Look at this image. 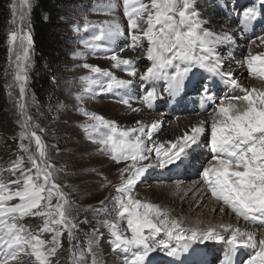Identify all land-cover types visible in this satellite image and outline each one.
<instances>
[{
    "label": "snow or ice",
    "instance_id": "6c2138e0",
    "mask_svg": "<svg viewBox=\"0 0 264 264\" xmlns=\"http://www.w3.org/2000/svg\"><path fill=\"white\" fill-rule=\"evenodd\" d=\"M121 3L126 26L117 20L95 24L87 17L82 29L79 23L72 26L77 34L82 30L89 32L86 37L78 35L77 41L89 50L88 53L74 52L73 59H84L91 53L110 60L112 68L133 78H118L109 70L83 63L81 66L92 75L79 78L84 86L82 92L75 96L76 112L86 118L84 123L77 125L85 134V139L98 145L97 151L113 163L125 164L118 169L121 182L115 191L120 195L114 201V208L118 221H126V230L118 222L104 223L110 232L112 251L122 254L124 264H156L151 259L153 253H163L178 260L193 243L225 239L213 227L206 230L186 229L181 221L170 218L166 210L153 203L142 202L132 194L150 168L165 169L173 165L195 167L196 150L203 143L202 137L207 134L205 121L191 126L175 140L156 142L154 137L162 126L159 120L150 124L136 120L135 127L121 129L118 122L84 108L85 97L111 93L118 97V103L127 106L131 112H139V108L132 107L130 97L125 98L137 77L145 84L163 80V91L169 97H178L191 90L201 95L203 102L210 104L217 98L208 94L211 84L206 77H198L195 69L204 70L225 85L242 88L243 95L226 96L209 114L212 122L205 146L210 147L213 153L212 161L207 167L201 164L202 171L198 170L201 180L194 188H189L181 199L187 200L191 195L195 202L203 192H208L223 205L213 208V212L228 208L237 217L245 221H259L264 226V90L243 87L230 66L225 71L219 48L235 43V30L222 33L210 30L207 24L211 21H203L197 10L199 6L193 0H150V4L142 0H121ZM237 3L238 0H225L223 7L232 5L231 10L237 13L241 31H248L254 22L264 23V0H257L253 6L244 8H237ZM30 7V0H20L19 9L16 0H12L10 23L14 27L7 35V43L10 63L14 65V82L19 87V139L21 142L34 141L36 154L30 151L28 145L20 143L19 148L26 155L30 167L25 166L24 156H17L9 168L15 179L5 180L0 176V264H29V261H33V264H58L56 258L63 248L62 238L65 234L71 264H87V255L92 256L91 264H103L93 252L94 245L99 246L95 241L89 240L87 249L80 250L74 231L78 225L71 216L72 202L63 191L67 185L62 186L57 182V174L65 171V168H57L51 161L47 145L35 130L38 128L43 133L46 129L35 123L30 124L32 117L26 114L23 101L34 41L31 31H24L26 13L23 9ZM113 10L111 0H103L91 9L97 14H112ZM122 37H130L131 43L120 47ZM144 41L147 42L146 46ZM252 45L264 47V34L255 35L250 40L249 48ZM128 48L140 50L137 59L140 55L146 57L150 62L145 66L146 70L140 71L135 60L119 54ZM240 65L247 67L249 75L264 80V51L255 54L249 51ZM8 94L12 95L11 92ZM158 96L153 86L142 96L143 103L151 109ZM237 100L243 102L245 107H238L233 102ZM64 107L62 103L57 105V109ZM143 161L149 163L143 164ZM201 183L203 189L200 188ZM13 201L15 203H10ZM201 207L203 203L197 205V210ZM27 217L43 218L42 225H38L39 233H51V239H42L40 234L29 230L22 223ZM219 227L223 232L230 231L228 225ZM160 233H164L167 240L158 238ZM171 241H175V244H171ZM227 243L231 245L227 264H234L232 257L239 248L252 250L246 264H264V238L257 240L253 233L235 228L231 229Z\"/></svg>",
    "mask_w": 264,
    "mask_h": 264
},
{
    "label": "rangeland",
    "instance_id": "374dc122",
    "mask_svg": "<svg viewBox=\"0 0 264 264\" xmlns=\"http://www.w3.org/2000/svg\"><path fill=\"white\" fill-rule=\"evenodd\" d=\"M34 1L35 0H30V8L23 9V11L26 13L24 20V31L30 30V13ZM102 2L103 0H90V4L87 8L78 9V11L75 12V24L79 23L82 29L84 18L87 17L90 22L95 24H100L110 20H117L122 25L126 26V18L123 17L121 0H111V3L114 5L112 14H97L91 11L93 5H99ZM142 2L150 4V0H142ZM193 2L199 6L197 10L201 13L204 22L211 21L210 24H207L209 26V29L210 27H212L211 29L217 33H220L219 30L223 32L224 27H222V25H225V21L233 23V25L238 28L240 27L237 22V13L231 10L232 5L229 4L228 8L223 7L225 0H193ZM252 2L256 4L257 0H238L236 7H251L253 6ZM11 3L12 0H9L8 8L10 18L6 32L7 58L3 70V85L6 101L10 105L14 116L13 119L15 122L14 125L16 127V134L11 139L3 138V136H0V176H3L5 180L15 179V177L11 175L9 168L11 162L15 160L17 156H24L25 166L30 167V164L27 162L26 155L19 148L20 143L28 145L30 147V151L33 154H36L34 141H31V143L29 142V140H24L21 142L19 139V132L21 131L19 123L21 120V116L19 115L20 109L17 107V104L19 102V87L15 85L14 82V65L10 63V54L8 52L9 45L7 43V35L14 27V25L10 23L12 20L10 10ZM16 3L19 9L20 0H16ZM262 30H264V26H261L260 23H258V26H256V30H254L255 32H252L251 30L243 32L246 43H243L239 37L235 36V43L228 47V49L227 46H225L226 48L220 47L223 49L222 51L219 48V51L223 54L224 68H228L229 66L233 65L235 59H237V57L240 58L241 54L247 53L249 51V46L246 45L247 42H250V40L253 39L257 34H264V31ZM73 33V35L76 36V40L74 41L73 46V53H88L89 50L84 49L82 45H80L77 41L78 35L86 37L89 35V32H84L82 30L79 34H77L73 30ZM130 43V37H122L119 40L120 47H123L124 45ZM143 43L146 46L147 42L144 41ZM139 52V49H137L136 51H132L131 48H128L126 49V51H124L126 55H123V52L119 54L124 58H132L133 60H135V62L140 66V71H144L146 70L145 66L150 65V62L146 60V57L144 55H140L139 59H137ZM73 53L69 55L67 60H64L63 69L60 70L61 78L59 79V82L55 87L50 106L41 108L37 106V103L35 102L29 87L30 72L33 66L32 48L31 67L28 69L29 78L27 80L26 97L23 103L26 105V114L32 117L30 124L35 123L46 129V131L43 133H41L38 128H36L35 130L47 145L51 161L57 168H60L61 166L65 168V171L57 174V182L62 186L67 185V187L63 188V191L68 194V197L72 202L71 216L73 218V221L78 225L74 231L79 242L80 250H86L88 247L87 242L89 240H93L95 241L96 245H99L98 247L94 245L93 252L96 254V258L98 260L103 261V264H124L122 254L120 252H113L110 247V232L109 229L104 226V223L105 221H108L109 223L118 222L120 226L126 230V221H118L116 209L114 208V201L119 196V194L115 191V187L118 186L121 182V177L118 169L124 167L125 164L121 163L120 165H117L113 163L106 155H101L97 151L98 145L93 144L92 142L85 139V134L77 125L84 123L86 121V118L82 115L77 114V102L75 100V96L82 92V88L84 86L79 78L81 76L92 75L88 70L84 69L81 66L83 63H88L90 65L99 66L102 69L109 70L113 72L114 75H117L118 78H133L128 77L124 72L116 68H112V62L108 59L101 58L91 53H89L84 59H73ZM11 59L14 60V57H11ZM194 71L196 72L198 77H206L207 81L211 84V87L216 86L217 90V93L214 95L217 98L216 101L211 103V105L207 107V110L205 112H202V110L197 111V109L199 108L197 107L198 94L196 92L191 91L192 94H189V97H185L183 101V105L185 104L188 109L193 108V112L196 113V115L192 117L198 116V118H206L205 126L208 134L202 137L203 143H201V146L196 150L195 155L197 157V162L195 164V167H186L185 165H181V167L185 166L182 169L183 176L176 174L174 175V173L169 176L171 170H177V168H181L174 165L169 166L165 169H160L159 167L150 168L145 177H143L141 181L137 183V186L134 189L137 191H135L134 195L138 194L137 197H139L142 202H148L149 200V203H153L159 206L161 209L165 208L169 213L170 218H177L179 221H181V223L189 222V220L191 219H198L199 222H208L210 227L215 226L214 228L217 229L218 232L222 230L219 227L220 225H228L230 226V230L239 228L243 232L253 233L257 240L260 238H264V226H262L259 221H245L242 217H237L230 209L227 208H224V211L213 212V208H220L223 207V205L209 195H207L206 200L203 203V207L199 208L198 210L197 205L201 204L202 194L200 195L199 199L195 200V202L199 201V203H196L195 206H193L191 202V206L184 207H181V202L183 200L177 201V197L167 198L165 196L157 195V191L160 189L163 191H166V189L170 188L180 190L179 188L184 185V182L189 184L191 183V181L197 182L198 180L199 182L201 180V177L198 174V170L202 171V169L201 166L198 169V165L203 164L205 167H207L208 163L212 161L213 157V153L211 152L210 147L205 146L208 138L210 137V125L212 122L209 114L213 112L214 107L219 104L220 100L225 98L226 96L237 97L243 95L242 88L240 93L237 92L238 88L234 87L235 91H231L228 95L225 96L222 94V90L224 88L226 89V87L220 84L219 78H216L214 80L210 74L204 72V70L202 69H195ZM251 78H254L253 80L261 84V86L258 84V86H260L258 87L259 89L264 90V80H260L254 76ZM240 83L243 87H246V83L243 80L240 81ZM9 85L13 86L9 87ZM153 86L156 87L159 96L158 99L153 102V108L149 109L143 103L142 96L146 94V90H151ZM164 86L165 82L163 80H160L155 82L154 84L152 83V85L148 87L147 84L140 82L137 77L135 78L133 85L127 90L128 95H125V98L130 97L132 106L134 105L144 108L145 112L143 111V109L142 111L146 114V116L156 117L157 114H162V119L170 120H172L173 115L177 119L180 118L179 120L187 116L190 117V114L183 116H180L176 113L172 114L170 108L171 104H173L174 102L170 101L171 97H169L167 93L163 91ZM9 92L12 93L11 96H9ZM131 95L135 96L131 97ZM117 100L118 97L113 96V94L111 93H107L93 98L85 97L83 106L87 111L100 114L105 118L118 122L119 124V121L122 119V117L119 116V113L115 110V107L127 108V106L118 103ZM102 102L113 105L112 109L107 110L106 107L101 105ZM233 102L237 104L238 107L241 106V108H243V106H245L241 101L237 100ZM61 103L65 107L62 109H57V105ZM183 105H181V108H183ZM187 112L190 111L184 109V113ZM166 127L167 126L162 127L160 131L163 132ZM53 145H56L57 147L54 148ZM154 155L155 154L153 153L152 157H154ZM142 163L147 164L149 163V161H143ZM82 172H86L87 174H82ZM200 186L201 189L204 188L203 184H200ZM10 187L15 188L17 186L10 185ZM206 193L208 192H203L202 197L206 196ZM189 197L192 196L189 195ZM101 202H104L103 205L101 204ZM10 203H15V201ZM55 203L56 200L54 198L53 204ZM166 203H169V205L166 206ZM182 208L184 210L187 209L188 213L181 215L180 210H182ZM207 213L208 216L206 215ZM42 220L43 218L27 217L22 221V223H24L29 230L33 231L34 233L40 234L42 239L50 240L51 233H39L38 225H42ZM250 223L253 226H251ZM192 228L195 229V227ZM94 232L96 233V235H93ZM126 234L130 235V233ZM158 238L167 240V236L164 233L158 234ZM224 240L227 241V239ZM223 242L224 241H207L203 244L193 243L191 246L196 249L199 248V250L197 251L198 253H202V255L205 253L207 254H205L206 257H203L202 255L199 257H203L205 259V262H207L208 264H227L228 257H226L227 260L224 257L228 253L227 251L230 245L228 246L227 242ZM62 243L63 248L56 258L58 260V264H71V255L68 251L69 243L66 234L62 238ZM170 243L174 245L175 241H171ZM237 250L242 251L243 254L240 258H238L239 260L236 262L235 256L232 257L234 264H246V261L252 250L244 248H239ZM21 255H23V253H21ZM25 259L27 260L28 258L25 257ZM151 259L156 261V264H170V261H172L170 257H167L163 253L159 252L151 254ZM86 261L87 264H91L92 256L87 255ZM190 263L195 264L191 261ZM10 264H16V262H10ZM29 264H33V261H29Z\"/></svg>",
    "mask_w": 264,
    "mask_h": 264
},
{
    "label": "trees",
    "instance_id": "16d2710c",
    "mask_svg": "<svg viewBox=\"0 0 264 264\" xmlns=\"http://www.w3.org/2000/svg\"><path fill=\"white\" fill-rule=\"evenodd\" d=\"M8 4L9 0H0V136L11 139L16 134V127L3 85L7 58L6 32L10 18ZM89 4L90 0L34 1L30 13L34 44L29 87L37 106L41 108L50 106L64 60L74 51L76 36L72 26L75 24V12L87 8Z\"/></svg>",
    "mask_w": 264,
    "mask_h": 264
},
{
    "label": "bare ground",
    "instance_id": "6f19581e",
    "mask_svg": "<svg viewBox=\"0 0 264 264\" xmlns=\"http://www.w3.org/2000/svg\"><path fill=\"white\" fill-rule=\"evenodd\" d=\"M205 8V7H204ZM203 8V9H204ZM203 11V10H202ZM204 21V20H203ZM206 22V21H205ZM224 24L225 25H222V27H224V29H223V32H232L233 30H235L234 31V37L235 36H237V37H239L240 39H241V41L243 42V43H246V40H245V38H244V35H243V32L244 31H241L240 30V27L238 28V27H236L235 25H233V23H229L228 21L226 22H224ZM219 25H221V24H219ZM260 25L261 26H264V23H260ZM208 26V25H207ZM218 26V25H217ZM256 26H258V22H254V25H253V27H251V28H249V30H251L252 32H255L254 30H256ZM226 27V28H225ZM208 28H209V26H208ZM212 27H210V30H212L211 29ZM219 32L220 33H222V31H220L219 30ZM247 34V33H246ZM249 41V40H248ZM249 44H250V42H247V46H249ZM226 48V47H225ZM227 49H228V47H227ZM220 50H222L223 51V49L222 48H220ZM249 51H251L253 54H255V53H257V52H259V51H264V47H261V48H257L255 45H252L251 46V48H249L248 49ZM249 51L247 52V53H245V54H241V57L240 58H238L237 57V59H235V61H234V63H233V65H231L230 67L234 70V74H235V78L240 82V81H244L245 83H246V87H248V88H252V87H255V88H257V89H259L258 87H260L261 86V84H259V83H257L255 80H253L254 78H251V77H253V76H251V75H249V73H248V70H247V67L246 66H244V67H241V65H240V61H242L247 55H248V53H249ZM221 53V52H220ZM123 55H126V53H122ZM236 54H237V52H236ZM221 55H222V57H223V54L221 53ZM228 70V68H225V71H227ZM124 79V78H123ZM125 79H128V78H125ZM244 79H246V80H244ZM220 84L222 85V86H224V87H226V89L224 90H222L223 92H222V94L223 95H228L231 91H235V89H234V87L233 86H231V85H225V84H223L222 82H220ZM244 84V83H243ZM258 84L260 85V86H258ZM135 85V84H134ZM150 85H152V83H149V84H147V86L149 87ZM131 87V86H130ZM142 89V88H141ZM132 90V89H131ZM212 91H214V92H217V90H216V87L215 86H213L212 87V89H211ZM132 92V91H131ZM237 92H240L241 93V88H238V91ZM142 94V93H141ZM188 96H189V94H187ZM135 95H131V97H134ZM138 98V97H137ZM133 99V98H132ZM135 99V98H134ZM136 100V99H135ZM170 101H173L174 103L173 104H171V108H170V111L172 112V114L173 113H176V114H179L180 116H183V115H189L190 114V117H184V118H181V120H179V119H177L174 115H173V118H172V120H170V119H162L161 118V116H162V114H157V116L156 117H152V116H146V114L144 113L145 112V109L144 108H141V107H139V106H132V107H135V108H139L140 109V111L139 112H131L130 111V109H128V108H116L115 107V110L119 113V116H121L122 117V119L119 121V124H120V127L121 128H127V127H135L136 125H135V121L136 120H142V121H145V124H150L152 121H155V120H159V121H161L162 122V126H161V128L162 127H164V126H167L166 127V129L163 131V132H161V131H159L158 133H156V135H155V137H154V139H156V142H162V141H169V140H175V138L177 137V136H179V135H182L187 129H189L191 126H193V125H199V122H200V120L201 121H205L206 122V118H198V116H196V117H192V116H194V115H196V113H194L193 112V108H187V106L184 104L183 105V101H184V96L181 94L180 96H178V97H171L170 98ZM104 102H102V104L101 105H103L104 107H106V109L107 110H110V109H112V107H113V105H109V104H107V103H104ZM111 104V103H110ZM181 105H183V108L184 109H187L188 111H190V112H187V113H184V109L183 108H181ZM147 107V106H146ZM241 107V106H240ZM243 107H245V106H243ZM142 109H143V111H142ZM197 111H198V109H197ZM209 122H210V120H209ZM206 127V126H205ZM161 130V129H160ZM208 134V133H207ZM202 162V161H201ZM200 164V163H199ZM201 165H198V169H199V167H200ZM179 167H181V166H179ZM185 166H183V167H181V168H177V170H171V173H169V176H171L173 173H174V175L176 174V175H180V176H183V172H182V169L184 168ZM168 170V169H167ZM170 171V170H169ZM188 177V176H187ZM180 180V179H179ZM183 182V181H182ZM197 182H198V180H197ZM196 181L195 182H193V181H191V183H185L184 182V185L182 186V187H180L179 189L180 190H178V189H166V191H163V190H158L157 191V195L158 196H165V197H177L176 198V200L177 201H179V200H182L181 199V196H183V194L189 189V188H194L195 186H196V183H197ZM176 183V182H175ZM174 183V184H175ZM179 183V182H178ZM183 184V183H182ZM202 184V183H201ZM174 186V185H173ZM201 187V186H200ZM177 188V187H176ZM182 188V189H181ZM135 191H137V190H134L133 191V196H134V198H136V199H139V200H141L139 197H137L138 196V194L137 195H134V193H135ZM169 191V192H168ZM205 193V192H204ZM119 194V193H118ZM120 195V194H119ZM207 195H209L210 197H211V195H210V193H206V196H204V197H202L203 196V193H202V195H201V203H204V201L206 200L205 199V197H207ZM144 201H146V200H144ZM185 201V202H184ZM147 202V201H146ZM192 202V204H193V206H195V204L196 203H199V201H197V202H194L193 203V197H189L187 200H183L182 202H181V207L183 206H191L190 205V203ZM148 203H149V200H148ZM175 203V202H174ZM167 205H169V203H166V206ZM215 205V204H214ZM213 205V206H214ZM218 206V205H217ZM159 207V206H158ZM228 209V208H227ZM162 210H166L165 208L164 209H162ZM190 210V209H189ZM181 212V213H180ZM180 214L182 215V214H185V213H188V210L186 209V210H184L183 208H182V210H180ZM194 213V212H193ZM207 216H208V213L206 214ZM179 216V215H178ZM177 219V218H176ZM250 225H251V223H250ZM249 225V226H250ZM182 226L183 227H185L186 229L187 228H192V227H195V229H197V230H206L207 228H209L210 227V225H209V223L208 222H205L204 223V221L203 222H199L198 221V219L197 220H189V222H182ZM251 226H253V225H251ZM215 226H213V228H214ZM256 228V227H255ZM219 229V228H218ZM216 231H217V229H216ZM231 231V230H230ZM230 231L229 232H223V230H221V231H219V233L221 234V235H223L224 237H225V239H228V237L230 236ZM218 232V231H217ZM224 242L223 243H226L227 241L226 240H223ZM228 246H229V244H228ZM228 246H227V248H228ZM230 248H231V245H230V247L228 248V253H230ZM199 250V248L198 249H196V248H193L192 246L190 247V249H189V251L187 252V253H183L181 256H180V258L177 260L176 258H170V259H172V261H170V264H191L190 263V261L192 262V263H195V264H208L207 262H205V259L203 258V257H206L205 256V254H203L202 255V253H198L197 251ZM251 250V249H250ZM238 251V250H237ZM251 252V251H250ZM226 254V256L224 257L226 260H227V258L226 257H229V254ZM243 254V252L242 251H238V252H236V260H235V262L236 261H238L239 259L238 258H240L241 257V255ZM203 256L202 258L201 257H199V256ZM207 255V254H206ZM167 263V262H166ZM224 263H225V261H224Z\"/></svg>",
    "mask_w": 264,
    "mask_h": 264
}]
</instances>
